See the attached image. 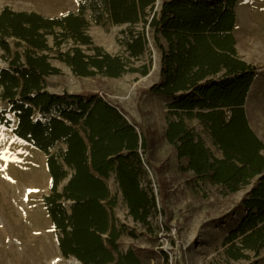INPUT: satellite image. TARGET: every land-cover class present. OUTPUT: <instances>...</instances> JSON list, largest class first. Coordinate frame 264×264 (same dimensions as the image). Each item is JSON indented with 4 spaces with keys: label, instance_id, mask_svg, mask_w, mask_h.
<instances>
[{
    "label": "trees",
    "instance_id": "1",
    "mask_svg": "<svg viewBox=\"0 0 264 264\" xmlns=\"http://www.w3.org/2000/svg\"><path fill=\"white\" fill-rule=\"evenodd\" d=\"M238 0H81L78 12L45 17L36 12L14 11L5 7L0 13V45L10 50L8 37L28 43L30 51L23 61L16 53L9 68L0 69L2 97L19 116L15 133L48 155L52 175V193L45 197L65 256H76L81 264H142L134 250L115 257L113 249L122 232L105 204H115L103 177L114 172L134 219L143 223L157 200L143 184L147 177L141 150L146 151L145 134H140L121 110L100 97L80 94L59 95L45 89V78L59 73L47 53L46 35H61L79 44H91L85 30L86 14L91 10L96 22L107 14L114 23L139 22L154 28L167 41L161 51V80L150 86L155 94L175 99L170 107L196 117L211 133L221 155H215L204 139L187 126L180 116L170 120L167 140L176 146L178 156L187 160V169L203 181L222 185L235 192L251 184L241 206L247 214L228 239L241 238L232 251L234 258L244 250L259 253L264 248V142L252 130L245 103L257 68L238 56L234 27ZM58 36V35H57ZM145 36L133 35L129 44L132 56L145 49ZM98 54L86 55L79 47L60 58L77 75L97 70L119 76L127 65L96 48ZM40 52V53H39ZM50 113L59 109V117L34 118V109ZM87 133L89 142L81 132ZM67 149L58 156L51 148L59 142ZM69 181L59 191L60 182ZM64 200H71L68 210ZM124 231V229H123ZM107 235L105 238L104 236Z\"/></svg>",
    "mask_w": 264,
    "mask_h": 264
},
{
    "label": "rangeland",
    "instance_id": "2",
    "mask_svg": "<svg viewBox=\"0 0 264 264\" xmlns=\"http://www.w3.org/2000/svg\"><path fill=\"white\" fill-rule=\"evenodd\" d=\"M162 2L156 0L157 10ZM80 5L81 0H0V13L9 7L14 11L58 17L78 12ZM235 11L238 56L257 68L245 110L252 130L264 142V0H238ZM86 18L89 24L85 32L91 38V44L65 39L60 27L55 28L54 34L46 35L50 49L43 53H47L50 63L60 72L46 76L44 83L51 93H84L103 98L120 109L138 132L146 136V151H140L147 172L142 184L155 194L157 200V210H153L148 222L134 219L116 174L111 172L103 177L110 198L115 200L114 205H110L109 200L105 204L117 228L122 229L117 248L108 246L115 257L132 249L142 264H264V248L259 253L244 250L245 256L234 258L231 253L241 245L242 237L234 241L228 239L247 214L241 203L249 194L252 183L231 192L222 185L201 180L194 171L186 168L187 160L178 156L176 146L166 138L169 121L182 116L187 126L204 139L207 147L215 155H221L211 133L198 118L185 111L173 110L170 107L175 99L173 96L149 90L161 80L162 55L158 42L167 46L166 39L160 33L157 38L154 28L143 21L135 25L114 23L105 14L99 23L93 19L90 9ZM133 35L145 36V49L139 56H132L128 49ZM7 41L10 50L0 45V69L9 68L16 53H20L24 61L30 51L25 41L15 37H8ZM76 47L86 55L96 56V48H100L103 53L120 57L127 64L125 70L119 76L97 70L91 75H77L71 65L60 58ZM2 93L0 86V227L6 225L12 234L4 242L0 241V264H22L18 257L29 241L36 243L32 249L34 254L39 252L40 245L51 241L50 259L60 257L57 264H81L76 256L63 254L60 245L63 233L54 225L46 203L45 197L52 193L48 155L15 133L19 116L13 112L12 104L3 99ZM58 110L42 113L35 108L34 118L59 117ZM81 132L89 142L82 128ZM66 149L67 144L59 141L51 151L61 156ZM67 170L69 176L60 182L59 191L73 173L68 167ZM64 204L69 210L72 201L64 200Z\"/></svg>",
    "mask_w": 264,
    "mask_h": 264
},
{
    "label": "bare ground",
    "instance_id": "3",
    "mask_svg": "<svg viewBox=\"0 0 264 264\" xmlns=\"http://www.w3.org/2000/svg\"><path fill=\"white\" fill-rule=\"evenodd\" d=\"M1 208V205H0ZM11 232L7 231L6 225L0 227V241L4 242L6 238L11 236ZM23 236V234L19 235L18 238L20 239ZM36 242L38 241L35 240ZM22 244V242L20 243ZM34 241H29V243H26L24 245L23 251L21 250V254L18 257V260L22 264H57V262L61 259L60 257H56L54 259H50V252L53 251V243L49 241V244H42L40 245V250L37 254L33 253V247L35 246ZM32 250V251H31ZM32 261H28V260Z\"/></svg>",
    "mask_w": 264,
    "mask_h": 264
},
{
    "label": "crops",
    "instance_id": "4",
    "mask_svg": "<svg viewBox=\"0 0 264 264\" xmlns=\"http://www.w3.org/2000/svg\"><path fill=\"white\" fill-rule=\"evenodd\" d=\"M236 21H237V19H236ZM235 28H236V24H235L234 30H235ZM234 36H235V35H234Z\"/></svg>",
    "mask_w": 264,
    "mask_h": 264
},
{
    "label": "snow or ice",
    "instance_id": "5",
    "mask_svg": "<svg viewBox=\"0 0 264 264\" xmlns=\"http://www.w3.org/2000/svg\"><path fill=\"white\" fill-rule=\"evenodd\" d=\"M30 191H32V190H30Z\"/></svg>",
    "mask_w": 264,
    "mask_h": 264
}]
</instances>
